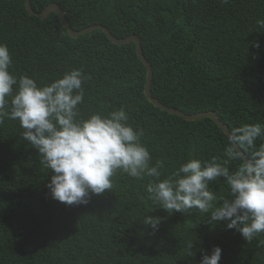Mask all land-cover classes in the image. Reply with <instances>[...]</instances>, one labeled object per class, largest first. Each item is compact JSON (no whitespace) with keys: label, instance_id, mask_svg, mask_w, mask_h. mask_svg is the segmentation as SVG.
<instances>
[{"label":"trees","instance_id":"trees-1","mask_svg":"<svg viewBox=\"0 0 264 264\" xmlns=\"http://www.w3.org/2000/svg\"><path fill=\"white\" fill-rule=\"evenodd\" d=\"M50 2L72 29L101 24L117 38L136 35L152 70L150 94L162 104L187 114L211 110L228 129L264 124V29L256 24L264 0H29L35 12ZM0 43L17 77L48 83L81 69L90 77L82 114L124 106L153 159L165 160V175L190 155L223 159L226 138L213 119L186 120L147 99L134 42L113 43L101 29L71 37L56 12L38 18L24 0H0ZM22 132L19 121L0 125V264H199L213 246L222 249L220 264H264V233L247 242L197 210L168 213L148 199L147 180L117 174L111 192L87 204L52 199L53 173ZM210 187L228 193L223 180ZM146 216L160 218L155 230Z\"/></svg>","mask_w":264,"mask_h":264},{"label":"clouds","instance_id":"clouds-1","mask_svg":"<svg viewBox=\"0 0 264 264\" xmlns=\"http://www.w3.org/2000/svg\"><path fill=\"white\" fill-rule=\"evenodd\" d=\"M230 0H220L223 5ZM256 24L264 29V19ZM252 47L259 49V41ZM8 46L0 43V125L19 121L21 139L38 150L41 163L53 173L47 187L51 197L66 205L87 204L93 195L113 188L117 174L144 181L148 199L168 213L197 210L207 222L224 223L251 242L264 233V124L245 123L225 129L223 159L192 158L165 175V160L150 154L143 128L134 127L124 106L104 113L82 114L84 84L81 69L38 83L27 74L17 77ZM239 161L235 167H230ZM225 181L227 195H217L210 184ZM160 218L146 216L154 230ZM190 252L193 241L187 244ZM193 253L191 252V255ZM222 249L213 246L199 264H220Z\"/></svg>","mask_w":264,"mask_h":264},{"label":"water","instance_id":"water-1","mask_svg":"<svg viewBox=\"0 0 264 264\" xmlns=\"http://www.w3.org/2000/svg\"><path fill=\"white\" fill-rule=\"evenodd\" d=\"M24 5H25V8H26L28 14L37 16L38 18H44L50 11L56 12L58 19L60 21V24L67 30L68 34L71 37H77L78 35H81V34L86 33V32H90L93 29H101L107 35L109 40H111L113 43L123 44V43H127L130 41L134 42L136 54L146 68V79H145L143 91H144V95L147 97V99L154 106L159 107L161 110L169 112L171 114H175V115L180 116L186 120H197V119H201L204 117H210L211 119L214 120V122L221 128V130L225 134V129H228L227 126H225L218 119V117L216 116V114L213 111L207 110V111H200V112L187 114V113H184V112H182L176 108L168 107V106L162 104L160 101H158L153 96H151L149 87H150V79H151L152 70H151V66H150L149 62L147 61V59L142 54L140 40L136 35L130 34V35H127L125 37L117 38L110 33V31L107 29V27H105L104 25H101V24H91V25L85 26V27H83L81 29H77V30L72 29L69 26L68 21L65 19L62 9L55 2H50L40 12H35L31 9L29 0H24Z\"/></svg>","mask_w":264,"mask_h":264}]
</instances>
